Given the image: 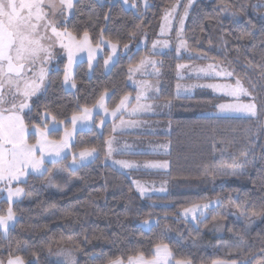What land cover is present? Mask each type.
<instances>
[{
    "label": "trees",
    "instance_id": "trees-1",
    "mask_svg": "<svg viewBox=\"0 0 264 264\" xmlns=\"http://www.w3.org/2000/svg\"><path fill=\"white\" fill-rule=\"evenodd\" d=\"M130 1L135 10L119 1L74 2L76 7L66 22L67 30L77 38L87 31L93 45L101 41L115 43L119 56L108 72V50L92 68L87 62L79 63L73 92L65 90L64 63L59 64L49 73L45 92L25 113L26 124L40 127L55 117L67 130L73 115L93 108L104 94L109 95L110 110L125 96L135 94L128 82L129 72L150 55V48L124 54L125 45L134 42L142 29H149L177 0H149L150 7L146 8L141 0ZM256 1L264 2L194 1L185 23L184 39L188 50L203 61L226 65L246 87L255 85L252 90L257 116H208L204 110L186 105L172 118L167 173H121L106 165L105 142L112 134L110 123L102 131L93 128L77 133L71 152L95 149L97 157L75 170L68 167L67 157L48 165L42 176L31 175L21 184L28 200L13 204L14 225L6 235L0 232L3 264L17 255L25 264H58L49 252L63 247L75 252L76 264H110L140 254L150 259L156 245L164 244L174 258H186L191 264L244 259L256 264L252 254L259 256L264 247V214L259 213L264 207V21L254 15ZM61 133L62 130L49 136L59 140ZM28 140L35 143V136L30 134ZM233 162L238 165L235 169L221 167ZM60 167L64 168L57 183L60 190L51 193L47 190L48 180ZM233 171L235 175L230 174ZM142 177L165 180L166 194L141 196L134 181ZM212 202L218 203L217 207L196 225L180 216L193 204ZM240 205L255 206L258 214L244 215ZM8 208V202L1 200L0 214H6ZM232 211L241 223L233 221ZM151 221L152 226L145 230L143 225ZM212 230L216 235H212ZM235 235L241 237L240 245L231 242ZM219 240L237 247V256L215 252L212 246Z\"/></svg>",
    "mask_w": 264,
    "mask_h": 264
},
{
    "label": "rangeland",
    "instance_id": "rangeland-1",
    "mask_svg": "<svg viewBox=\"0 0 264 264\" xmlns=\"http://www.w3.org/2000/svg\"><path fill=\"white\" fill-rule=\"evenodd\" d=\"M76 0H74L75 2ZM99 2H109L116 3L121 2L128 9H134L132 7L133 3L128 0V3L125 4L124 0H98ZM144 7H150L149 0H141ZM193 0L192 3H194ZM188 0H177L174 2L169 8L163 11L162 15L158 20L152 22V25L149 29H142L136 40L132 42L127 48L123 50L124 54L129 53L132 50L137 49H145L150 48V55L144 57V59L150 60L152 63L145 64L141 66L140 64L130 70L129 72V84L138 90V94H140L143 90L141 85L145 82L150 86L149 89L141 95L140 104H150L151 108L145 110L144 108L136 105V111H134L133 118L135 121H142L144 126L138 128L137 131L131 132L133 135H129L126 142H121L122 138H116L113 142V147L116 149L111 156H107L105 160L106 165H110L113 168H119L121 165L119 163H115V161H128L134 164L133 167L128 170H132L134 172L139 173H167L170 167L168 155L170 153V128L172 123V118L174 116H178L182 111L183 107L186 105L195 106L204 110V113L208 116H219V117H239V118H249L254 119L255 117H249L246 113L242 112H230V111H222L218 106L220 104L233 103V98L224 94L223 91L214 90L209 87H201V85L207 84H225V83H234V76L226 77V76H216L214 73L210 75H205L204 73L199 72L198 70L201 68L207 69L209 64L215 65L218 69L223 68L227 71H231L230 68L226 65L217 64L216 62H207L203 61L202 57L190 52L188 50L187 44L184 39V28L187 20L188 12L190 6L187 5ZM175 8L174 11L172 9ZM185 8H187V15H184ZM254 15L256 18L264 21V2L256 1L254 6ZM169 13L168 20H165V13ZM72 14L66 17V22ZM183 18V30L181 31L180 20ZM163 28V34H162ZM63 30V29H61ZM180 33L179 38L177 37V33ZM82 38V37H81ZM80 39V38H78ZM164 41H167V46H164ZM181 41H183V46H181ZM91 42V40H90ZM153 44H156V47L153 48ZM179 49V51H177ZM91 62L89 61V50L84 49L82 51H75L73 55V61L71 66L68 64V56L67 51L61 49L59 44L57 43L55 47L51 49V59L48 60L46 64L43 65L45 69V79L44 86L40 88L38 93L31 97L28 101L30 108L32 102L40 97L46 90L48 85V75L51 70L58 68L59 64L64 63V79L63 86L65 90L73 92L76 87H72L74 83V73L77 65L82 62H87L90 68L94 67L99 58L104 56V51L108 50L109 55L106 58L107 63H105L106 72H108L113 64L116 62L120 49L117 47L116 52L113 53L111 44L105 41H101L98 45H93L91 43ZM179 65H185L186 67H178ZM172 66L175 69L172 70ZM41 65L36 66V74L39 73ZM67 71L68 81L65 82V73ZM29 75H32L31 73ZM75 84V83H74ZM158 84H161L158 87ZM177 85H180L178 88ZM246 86V85H245ZM104 107H100L99 103L89 109V117L87 119H78L75 125L65 130L63 129L62 124L50 119L48 122V128L50 133H55L62 130L61 137L59 140H54L52 138L49 139L59 142L65 138V132H69L70 138L68 139V147L64 148L61 152L60 156H50L45 154V164L43 166V174H45L48 169V165L52 164L53 160L59 162L67 157H69V162L67 163L68 167L71 170L78 169L84 165L91 163L97 157L96 151L92 153L90 156H86L83 161L79 159V154H73L71 152L72 144L75 140V135L77 131L80 129H90L92 126L96 128L98 131L103 130L104 123L113 117L112 111L107 108V100L109 95L104 94ZM195 98V99H193ZM186 99H189L186 101ZM241 102L249 103L253 102L252 97H241ZM255 102V100H254ZM146 111L147 113L139 114L140 110ZM29 109L24 110V115L27 113ZM132 112V111H130ZM148 114V115H146ZM78 117H83L84 112L77 115ZM135 116H143V117H135ZM112 120V119H111ZM145 123H147L148 127H145ZM92 128V129H93ZM54 129V130H53ZM151 129V131H150ZM264 130V124H263ZM30 134L34 135V129L28 130V137ZM27 137V138H28ZM36 139V138H35ZM122 144L125 145V152H137V153H147L153 156L151 160L149 159H134L128 160V156H125V160H121L117 153L121 152ZM91 151V150H89ZM131 155V154H130ZM96 156V157H95ZM73 157H76V163H73ZM164 165L166 167H151L147 165ZM123 172L124 167H121ZM127 170V168H126ZM64 172V168L60 167L59 170L53 173V175L49 178L47 183V190L51 193H57L60 190L58 186V180L61 178L62 173ZM29 175L27 177H22L21 179L28 181L29 177L32 176H42L39 173H33L29 170ZM134 182H137L144 191L141 192L137 183H134L136 192L141 196L146 197L148 195H164L166 194V181L165 180H157L150 178H137ZM22 182H13L11 187L13 190L16 187H21ZM4 187L3 184H0V189ZM5 200L8 202V193L7 191H0V201ZM24 200H28V196L26 195L25 190L23 189V194L19 197H13L11 204L9 206H13L16 202H21ZM209 204L208 209L203 210V215L199 212L197 213V218L193 219L189 214L187 216L184 215V210L180 212V216L183 220L190 222L192 224H197L198 222L203 221L209 215V211L217 207L218 203L212 202ZM231 211V210H230ZM231 216L233 217V221L242 222V220L234 215L232 211ZM15 216L12 221L9 222L7 230L0 229V232L3 235H6L9 229H11L15 222ZM153 224V221L146 222L143 225L145 230H148ZM216 226V225H215ZM216 227H213L215 229ZM212 235H216L215 230H212ZM232 243L241 244V237L239 235L232 236ZM215 252H219L225 256H237L236 249L234 245L231 243H225L219 240L216 242L214 246H212ZM170 250V249H169ZM238 252V250H237ZM71 254V260L73 264H76L77 257L75 252L68 248H59V249H51L49 252V257L54 260L58 264H65L66 255ZM155 253V249H154ZM14 258V257H12ZM220 264H233V261H222L218 260ZM243 260L235 261L236 264H242ZM1 262V261H0ZM217 262V261H216ZM4 264H8L6 261ZM215 264V262L213 263Z\"/></svg>",
    "mask_w": 264,
    "mask_h": 264
},
{
    "label": "snow or ice",
    "instance_id": "snow-or-ice-1",
    "mask_svg": "<svg viewBox=\"0 0 264 264\" xmlns=\"http://www.w3.org/2000/svg\"><path fill=\"white\" fill-rule=\"evenodd\" d=\"M193 0H188V5L192 4ZM127 4L128 0H124ZM135 7V4L131 5ZM76 4L74 0H0V184L4 187L0 191H7L9 204L13 197H19L23 194V188L16 187L14 190L11 187L13 182L26 183V179L30 173H39L43 175V166L45 164V154L50 156H60L64 148L68 147V139L70 133L65 132V138L59 142L49 139L50 131L45 122L40 127L35 124L25 122L24 110L30 109L29 99L35 96L40 88L44 86L45 69L43 65L51 59V49L58 43L61 49L67 51L68 64L71 66L75 51L89 50V61L91 62V42L89 33L83 32L82 38L78 39L66 27V17L74 11ZM175 8L172 9L174 11ZM226 10L222 8L221 11ZM184 15H187L185 8ZM169 13H165V20H168ZM107 19V17H105ZM181 31L183 30V18L180 20ZM63 29V30H61ZM163 34V28H162ZM180 33H177L179 38ZM168 42L164 41V46ZM183 46V41H181ZM118 45L111 44L113 53L116 52ZM156 44H153V48ZM127 48V45H125ZM179 51V49H177ZM107 63V61H105ZM152 63L148 59H141L140 65ZM41 65L39 73L36 74V66ZM178 67H186L179 65ZM264 67V66H261ZM205 75L214 73L216 76L232 77L234 73L223 68H217L215 65L209 64L207 69L201 68L198 70ZM32 75H29V74ZM67 71L65 73V82L68 81ZM72 87H75L73 83ZM147 82L141 85L142 92L137 95V105L145 110L151 108V105L140 104L141 95L149 89ZM179 88L180 85H177ZM201 87H209L214 90L223 91L225 95L233 98V103L220 104L218 107L222 111L242 112L249 117H256L258 113L257 104L254 102L252 88L246 87L240 78L235 79L234 83L225 84H207ZM241 97H252L253 102L243 103ZM128 97L125 96L116 109L112 112L115 117L116 113L126 107ZM104 97L98 101L100 107H104ZM84 116L78 117L73 115L71 120L75 125L78 119H87L89 117V109L85 108ZM136 111V109H133ZM47 117V113H45ZM55 121V117H53ZM123 123V121H122ZM29 127L34 129L35 143H30L28 140ZM54 130V129H53ZM107 144V155L116 151L113 147L112 139L105 142ZM96 151L85 150L80 152L79 159L83 161L86 156L92 155ZM241 155H246L242 152ZM53 163L56 161L53 160ZM73 163H76V157H73ZM121 167L131 168L133 163L128 161H115ZM151 167H166L167 165H147ZM222 168L235 169L238 165L232 164L221 165ZM222 175H227V172H221ZM235 175L236 172L230 173ZM137 183V182H134ZM138 189L143 192L144 189L137 183ZM242 214L257 215L255 206L240 205ZM209 204H193L190 208L184 210V215H191L193 219L197 218L199 212L203 215V210L208 209ZM260 214H264V207L259 210ZM15 213L11 206L7 209L6 214H0V229L7 230L8 224L14 219ZM253 255V260L256 264H264V247L260 249V254ZM3 264V262H0ZM8 264H25V260L21 256H15L8 260ZM29 264H32L29 261ZM65 264H73L71 254L68 253L65 257ZM110 264H191V261L182 258L176 259L173 253L169 250L168 245H156L155 253L150 259H146L143 254L128 257L127 261L116 259L110 261ZM215 264H220L219 261ZM233 264H236L233 261ZM242 264H253L252 260L244 259Z\"/></svg>",
    "mask_w": 264,
    "mask_h": 264
},
{
    "label": "crops",
    "instance_id": "crops-1",
    "mask_svg": "<svg viewBox=\"0 0 264 264\" xmlns=\"http://www.w3.org/2000/svg\"><path fill=\"white\" fill-rule=\"evenodd\" d=\"M136 68V67H135ZM129 82V80H128ZM130 85V84H129ZM161 84H158V87H160ZM131 86V85H130ZM132 87V86H131ZM133 88V87H132ZM136 92L134 95L132 96H127L128 97V100L126 101V107L121 109L120 111H118L116 113V116L112 117L111 119L107 120L105 123H104V126L103 128L105 127V125L107 123H110L111 125V130H112V134L111 136L108 138L109 139H112V141L114 142V140H116V138H122L121 142H126V140L128 139V136L129 135H133L131 134V132L133 131H137L138 128L144 126V123L142 121H135L134 119L136 118H133V114H134V111L133 109H136V105H137V102H136V97L138 95V90L136 88H133ZM108 101V100H107ZM148 105H150L148 103ZM116 109V108H115ZM114 109V110H115ZM113 110V111H114ZM140 110L139 114H141L142 112L143 113H147L146 111H143L142 109H138ZM112 111V112H113ZM132 111V112H130ZM84 112V111H83ZM82 112V113H83ZM148 115V114H146ZM135 117H143V116H135ZM123 121V123H122ZM72 120H71V126H72ZM145 127H148L147 123H145ZM70 126V127H71ZM94 126H92L90 129H80L77 131V133L79 132H84V131H89L93 128ZM149 128V127H148ZM171 129V128H170ZM151 131V129H150ZM76 136V135H75ZM73 145V144H72ZM106 149H107V144H106ZM121 152H118L117 153V156L121 159V160H125V156H128V160H134V159H138V158H141V159H145L147 158L148 156H152L150 154H147V153H137V152H125L124 149H125V145L122 144V147H121ZM131 154V155H130ZM108 155H106V158H107ZM147 156V157H146ZM96 157V156H95ZM106 160V159H105ZM85 166V165H84ZM110 166V165H109ZM113 168V167H112ZM116 169L117 171L121 172V173H129V172H134L132 170H128L129 168H124V171L126 172H123L121 169V167H119L118 169L117 168H114ZM75 170V169H74ZM139 173V172H138Z\"/></svg>",
    "mask_w": 264,
    "mask_h": 264
}]
</instances>
